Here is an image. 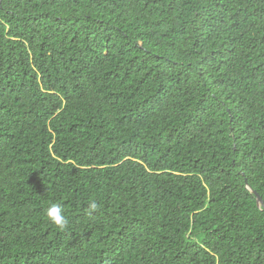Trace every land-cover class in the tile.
<instances>
[{"label": "trees", "instance_id": "1", "mask_svg": "<svg viewBox=\"0 0 264 264\" xmlns=\"http://www.w3.org/2000/svg\"><path fill=\"white\" fill-rule=\"evenodd\" d=\"M245 180L264 0H0V264H264Z\"/></svg>", "mask_w": 264, "mask_h": 264}, {"label": "clouds", "instance_id": "2", "mask_svg": "<svg viewBox=\"0 0 264 264\" xmlns=\"http://www.w3.org/2000/svg\"><path fill=\"white\" fill-rule=\"evenodd\" d=\"M89 213L98 208V204L95 201L89 204ZM49 221L56 227L63 228L67 224V219L63 214V210L59 205L53 204L46 212Z\"/></svg>", "mask_w": 264, "mask_h": 264}, {"label": "water", "instance_id": "3", "mask_svg": "<svg viewBox=\"0 0 264 264\" xmlns=\"http://www.w3.org/2000/svg\"><path fill=\"white\" fill-rule=\"evenodd\" d=\"M245 183H246V180H245ZM246 188L256 197L257 206L263 207L264 203H263L261 196L255 190L251 189V187L249 185H247V183H246Z\"/></svg>", "mask_w": 264, "mask_h": 264}]
</instances>
